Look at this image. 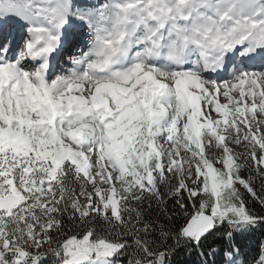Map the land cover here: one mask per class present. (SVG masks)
Segmentation results:
<instances>
[{
	"label": "snow or ice",
	"instance_id": "obj_1",
	"mask_svg": "<svg viewBox=\"0 0 264 264\" xmlns=\"http://www.w3.org/2000/svg\"><path fill=\"white\" fill-rule=\"evenodd\" d=\"M193 253L264 264V0H0V264Z\"/></svg>",
	"mask_w": 264,
	"mask_h": 264
},
{
	"label": "trees",
	"instance_id": "obj_2",
	"mask_svg": "<svg viewBox=\"0 0 264 264\" xmlns=\"http://www.w3.org/2000/svg\"><path fill=\"white\" fill-rule=\"evenodd\" d=\"M179 259L181 260L182 264H198V257L195 253H193L191 256L182 254Z\"/></svg>",
	"mask_w": 264,
	"mask_h": 264
},
{
	"label": "rangeland",
	"instance_id": "obj_3",
	"mask_svg": "<svg viewBox=\"0 0 264 264\" xmlns=\"http://www.w3.org/2000/svg\"><path fill=\"white\" fill-rule=\"evenodd\" d=\"M238 151L241 150V149H237Z\"/></svg>",
	"mask_w": 264,
	"mask_h": 264
}]
</instances>
